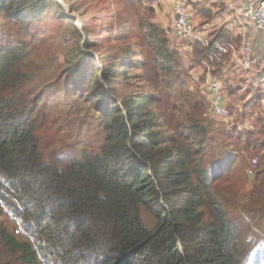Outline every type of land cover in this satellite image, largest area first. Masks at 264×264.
<instances>
[{"label": "trees", "instance_id": "trees-1", "mask_svg": "<svg viewBox=\"0 0 264 264\" xmlns=\"http://www.w3.org/2000/svg\"><path fill=\"white\" fill-rule=\"evenodd\" d=\"M157 2L114 0L115 19L103 20L91 39L53 0H0V248L18 264L251 258L228 226L221 206L228 188L218 183L235 178L241 155L264 151L263 100L245 105L232 127L210 120L201 90L207 65L221 82L229 57L213 63L211 46L180 49L156 22ZM209 38L243 43L225 29ZM51 48L65 63L54 79ZM82 105L94 113L103 145L78 143L47 161L38 130L55 111L67 127L92 126ZM263 195L261 184L252 199Z\"/></svg>", "mask_w": 264, "mask_h": 264}, {"label": "rangeland", "instance_id": "rangeland-1", "mask_svg": "<svg viewBox=\"0 0 264 264\" xmlns=\"http://www.w3.org/2000/svg\"><path fill=\"white\" fill-rule=\"evenodd\" d=\"M183 1L187 3L185 0ZM57 3L66 11L67 16L74 18V25L81 34H84V29L89 30L91 39L92 32L98 29L103 20L107 19L113 22L116 16L114 13V0H60ZM161 3H164L161 9L162 16L167 18L170 0H162ZM169 14L173 17L171 9ZM172 24L173 21L168 28ZM174 44L180 49H187L188 45L186 43H176V41H174ZM49 51L52 52V57L55 59L49 63L47 73L54 79L65 66V63L61 52L56 51L54 48H51ZM41 53L42 51L39 55ZM43 54L45 53L43 52ZM185 58L188 59V56L186 55ZM200 79L196 78L197 83ZM205 84L204 78L201 90H203L206 96ZM227 94L229 99L230 94L228 91ZM229 103L230 100L228 101V106ZM78 111L81 112L84 119L92 122V126L80 125L75 121L72 127H67L69 119L59 116L58 112L55 111V114L49 117L48 124L38 130L42 141V151L47 161L71 154L73 148L78 143L82 147L92 145L96 150L103 145V138H99L94 133V127L97 125L91 120L94 113L91 112L87 105H82ZM261 112L263 113L264 111ZM75 113L77 114V111ZM208 115L210 120L212 119L213 121L214 119L217 126L220 124L210 113V103ZM259 115L262 116L260 113ZM233 118L237 119V116L234 115ZM254 122H247V126L251 128L255 124ZM61 125H63L64 134L58 132V128ZM254 159H258L259 161L258 181L256 180V176L250 177L248 175V169ZM236 170L235 178L224 176L218 183L223 189L228 188L224 192L227 201H222L221 206L226 213L228 226L237 229V234L241 238L242 244H249L248 249L250 248L249 254L251 258L248 259L247 264H264V195L260 199H252V194L257 190V187L261 184L264 185V151H260L257 154L241 155L240 164L239 166L237 165ZM0 264H18V262L8 252L4 251L3 248H0Z\"/></svg>", "mask_w": 264, "mask_h": 264}, {"label": "crops", "instance_id": "crops-1", "mask_svg": "<svg viewBox=\"0 0 264 264\" xmlns=\"http://www.w3.org/2000/svg\"><path fill=\"white\" fill-rule=\"evenodd\" d=\"M162 0H158L156 8V22L167 29L172 23V17L169 14L175 0H170L168 6V16L164 18L161 13ZM193 14L197 27L212 35L219 30H227L235 36L242 38L241 47L246 44L251 51L264 62V35L252 24L243 21L236 10L241 6L244 0H185ZM240 47V48H241ZM228 63L222 69V75L219 78L224 83L226 91L229 92V108L235 111V115L243 113L245 105L252 103L256 98H262V107L259 113L264 117V81L256 77L254 72L240 70L232 57H229ZM203 68L195 73L197 79L202 78ZM234 116V115H233ZM234 121V118H233Z\"/></svg>", "mask_w": 264, "mask_h": 264}, {"label": "built area", "instance_id": "built-area-1", "mask_svg": "<svg viewBox=\"0 0 264 264\" xmlns=\"http://www.w3.org/2000/svg\"><path fill=\"white\" fill-rule=\"evenodd\" d=\"M55 1L60 2V0ZM171 14L173 24L165 32L176 43H195L206 48L211 46L215 51L211 55L213 63L225 57H232L240 70L254 72L256 77L264 81V62L251 51L248 45L244 44L241 48L218 42L211 45L208 33L196 26L191 10L183 0H176L173 3ZM236 14L264 35V0H244L243 4L237 8ZM212 71L211 65L208 64L205 87L210 103V113L220 124L232 127L234 126L233 116L228 106L227 91L223 84L212 76ZM258 168V159L252 160L248 175L254 177Z\"/></svg>", "mask_w": 264, "mask_h": 264}]
</instances>
